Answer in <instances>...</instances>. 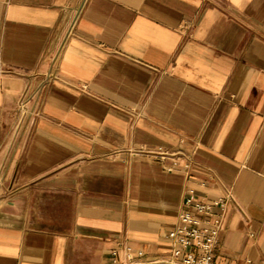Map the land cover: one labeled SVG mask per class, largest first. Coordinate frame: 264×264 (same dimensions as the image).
<instances>
[{"label":"crops","instance_id":"crops-1","mask_svg":"<svg viewBox=\"0 0 264 264\" xmlns=\"http://www.w3.org/2000/svg\"><path fill=\"white\" fill-rule=\"evenodd\" d=\"M191 189L264 264V0H0V264L171 261Z\"/></svg>","mask_w":264,"mask_h":264},{"label":"built area","instance_id":"built-area-1","mask_svg":"<svg viewBox=\"0 0 264 264\" xmlns=\"http://www.w3.org/2000/svg\"><path fill=\"white\" fill-rule=\"evenodd\" d=\"M132 153L158 158V160H164L174 154V152L162 148H148L145 145L133 149ZM177 163L178 161L174 160L166 167L173 170ZM232 200L231 192L217 199L207 200L191 189L185 199L188 209L181 210L178 222L166 233L172 242V260L182 264H221L214 259L215 250L220 232L225 227L226 216ZM113 253L117 254L118 250L114 249ZM139 253H142V250H139ZM133 254L132 249L127 247L126 259L128 261L133 260Z\"/></svg>","mask_w":264,"mask_h":264},{"label":"rangeland","instance_id":"rangeland-1","mask_svg":"<svg viewBox=\"0 0 264 264\" xmlns=\"http://www.w3.org/2000/svg\"><path fill=\"white\" fill-rule=\"evenodd\" d=\"M129 264H182L180 262H176L174 260L168 261V262H150V263H144V262H137V261H132Z\"/></svg>","mask_w":264,"mask_h":264}]
</instances>
